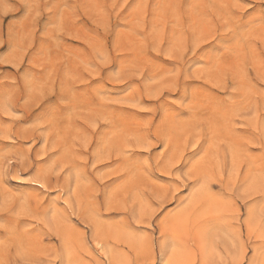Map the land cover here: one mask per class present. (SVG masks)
Masks as SVG:
<instances>
[{
    "label": "rangeland",
    "instance_id": "1",
    "mask_svg": "<svg viewBox=\"0 0 264 264\" xmlns=\"http://www.w3.org/2000/svg\"><path fill=\"white\" fill-rule=\"evenodd\" d=\"M0 264H264V0H0Z\"/></svg>",
    "mask_w": 264,
    "mask_h": 264
},
{
    "label": "bare ground",
    "instance_id": "2",
    "mask_svg": "<svg viewBox=\"0 0 264 264\" xmlns=\"http://www.w3.org/2000/svg\"><path fill=\"white\" fill-rule=\"evenodd\" d=\"M162 252V251H161ZM167 257V256H166Z\"/></svg>",
    "mask_w": 264,
    "mask_h": 264
}]
</instances>
